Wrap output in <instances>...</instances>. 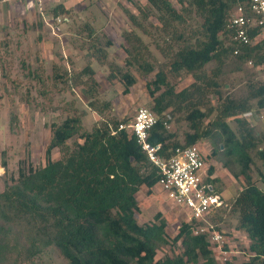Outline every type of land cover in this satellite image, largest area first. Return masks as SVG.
Listing matches in <instances>:
<instances>
[{
    "label": "trees",
    "instance_id": "obj_1",
    "mask_svg": "<svg viewBox=\"0 0 264 264\" xmlns=\"http://www.w3.org/2000/svg\"><path fill=\"white\" fill-rule=\"evenodd\" d=\"M147 1L164 29L169 30L168 35L181 42L177 49L171 43L168 46L172 53L171 71H184L194 79L176 91L161 70L147 84L153 99L150 110L159 118L150 130L149 141L162 144L163 156L176 147L197 144L203 139L215 144L212 155L223 157L224 160L219 159L234 176L244 179L245 185L233 203L239 212V228L250 240L248 258L241 264H264V191L252 176L255 159L251 154L257 149L256 156L263 163V169L257 168L258 177L264 182V147H259L264 144V133H255L242 117L254 107L264 109V81L250 83L247 95L240 99L223 96L219 83L221 66L229 54L240 63L251 61L264 69V38L252 44H239L231 38L228 19L243 0H180L183 10H193L201 18L190 33L178 31L177 26L185 24V17L171 0ZM62 8L57 5L53 10L56 13ZM129 17L137 22L135 16ZM257 33L256 29L250 35ZM125 37L131 40L130 33ZM235 48H239L238 54H234ZM126 50L132 57L126 60L125 67L135 62L147 74L154 71L151 64L140 62L139 55L129 47ZM211 62H216L217 67L208 69ZM113 67L108 78H118L125 86L123 93L128 94L137 78L128 69ZM82 73L92 75L94 69L89 65ZM64 74L57 72L56 77L67 83L71 78ZM212 93L217 96V106L209 105L208 95ZM83 94L89 108L99 116L111 106L110 101L99 100L96 80ZM170 108L183 112L189 125L183 142L162 123L165 114H171L167 111ZM211 115L212 119L205 123ZM229 119L237 122V129ZM121 123L119 119L104 118L92 131L80 132L79 116L53 122L46 164L35 167L23 162L17 176L3 177L0 264H37L52 248L63 257V264H220L207 235L195 234L192 223L183 221L173 237L167 233V221L161 212L156 213L153 221L139 223L138 196L142 186L150 194L160 175L135 135L129 129H119ZM75 136L81 141L69 146L68 141ZM55 148L62 150V157L53 160ZM208 172L213 174L214 167H209ZM212 181L217 182L218 178ZM178 242L182 247L180 253L157 257L162 246Z\"/></svg>",
    "mask_w": 264,
    "mask_h": 264
},
{
    "label": "rangeland",
    "instance_id": "obj_2",
    "mask_svg": "<svg viewBox=\"0 0 264 264\" xmlns=\"http://www.w3.org/2000/svg\"><path fill=\"white\" fill-rule=\"evenodd\" d=\"M171 1L185 17V24L177 26L178 31L190 33L198 27L201 18L193 10H183L180 0ZM57 5L63 8L55 13L53 9ZM130 15L135 16L136 23L130 19ZM166 30L147 0H32L0 3V191L4 189L3 177L17 176L23 162L32 163L35 167L46 164V149L53 122H61L70 115L79 116L80 132L92 131L104 118L119 119L129 124L139 107H152L153 99L147 84L161 70L167 74L169 83L176 91L190 85L194 81L192 75L184 71H171L172 53L168 52V46L171 43L172 48L177 49L181 42L175 41L168 35L169 30ZM127 33H130V41L125 37ZM126 46L132 53L139 55L140 62L151 64L154 71L147 74L135 62L125 67L126 60L132 57ZM89 65L94 73L81 74ZM113 66L116 69H128L137 78L128 94L123 93L125 86L118 78H108L114 70ZM207 67H217V63L211 62ZM66 69L67 75L64 74ZM57 72L71 79L65 83L56 77ZM93 80L98 82L99 100L111 102L110 108L102 116L89 108L88 99L83 94ZM256 81H264V69L253 63H240L233 55H228L221 66L219 78L223 96L240 99L247 95L248 85ZM208 96L211 100L209 105H219L216 95L212 93ZM167 111H172L171 131H175L183 142L185 132L189 130L184 113L171 108ZM212 117L206 119L205 123ZM242 117L247 119L255 133H264V109L254 107ZM228 122L237 129L234 119ZM75 141L81 139L75 136L68 141L69 146H73ZM199 145L208 155L207 166L214 167V175L218 178L217 188L227 203V206L214 213L211 220L226 236L224 246L232 252L226 255V260L224 253L213 247L214 256L220 264L226 261L241 264L248 258L250 240L239 228V212L233 208V203L245 185L244 179L236 178L233 171L219 159L220 156L212 155L215 144L210 139L199 141ZM259 147H264V144ZM256 150L251 151L255 159L252 176L264 191V182L259 179L257 171V168L263 169V163L257 158ZM61 157L62 150L55 148L51 159ZM221 159L224 160L223 157ZM138 199L139 223L151 222L156 213L161 212L167 221L170 237L177 234L180 224L187 219L188 211L171 203L158 185L152 188L150 194L148 188L142 186ZM181 251L180 242L165 245L158 250L157 257ZM48 262L63 264L65 261L52 248L36 263Z\"/></svg>",
    "mask_w": 264,
    "mask_h": 264
},
{
    "label": "built area",
    "instance_id": "obj_3",
    "mask_svg": "<svg viewBox=\"0 0 264 264\" xmlns=\"http://www.w3.org/2000/svg\"><path fill=\"white\" fill-rule=\"evenodd\" d=\"M29 1L32 0H0V3ZM227 29L231 38L239 44H252L260 37L264 38V0L240 2L228 19ZM256 29L258 33L252 37L250 33ZM239 51V48H235L233 52L238 54ZM158 119L150 109L142 106L137 109L133 120L129 124L121 123L119 129H129L135 135L150 161L158 169L160 178L156 185L171 203L188 211L185 221L192 223L193 232L206 234L212 249L218 248L227 260L226 255L232 251L224 246L227 242L226 236L211 220L214 213L227 206V203L216 182L212 181L216 178L215 173L208 172L210 166H207V153L197 143L176 147L168 156H163L160 153L162 144H152L149 141L150 130ZM162 123L166 129H171V114H165Z\"/></svg>",
    "mask_w": 264,
    "mask_h": 264
}]
</instances>
